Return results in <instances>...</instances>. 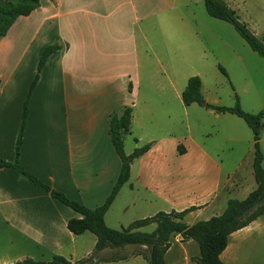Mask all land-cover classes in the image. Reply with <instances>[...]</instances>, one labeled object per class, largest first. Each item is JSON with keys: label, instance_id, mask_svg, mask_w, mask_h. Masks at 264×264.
I'll list each match as a JSON object with an SVG mask.
<instances>
[{"label": "crops", "instance_id": "crops-1", "mask_svg": "<svg viewBox=\"0 0 264 264\" xmlns=\"http://www.w3.org/2000/svg\"><path fill=\"white\" fill-rule=\"evenodd\" d=\"M182 1L41 0L31 14L20 16L0 40V157L15 161L24 104L42 52L61 43L30 97L20 149L27 171L70 199L89 207L102 204L123 164L109 116L132 106L126 153L152 145L132 162L130 179L105 215L110 227L119 200H124L116 216L121 225L130 207H142L144 218L195 206L185 217L192 225L222 214L230 199L246 198L257 187L252 128L235 113L187 106L182 98L189 78L199 75L206 102L235 105L239 89L233 87L231 102L221 103L217 96L230 94L226 86L233 83L214 73L220 55L240 58L232 31L210 14L195 19L179 12ZM207 39L216 51L206 46ZM254 84L242 86L251 99L241 103L258 113L264 97ZM261 147L264 153V131ZM81 216L18 168L0 166V264L28 257L49 261L55 254L73 262L88 256L97 236L68 228L71 218ZM261 243L264 214L231 234L221 258L225 264H263ZM109 250L114 249L101 255L116 256ZM129 255L96 264H130L142 256Z\"/></svg>", "mask_w": 264, "mask_h": 264}, {"label": "trees", "instance_id": "trees-1", "mask_svg": "<svg viewBox=\"0 0 264 264\" xmlns=\"http://www.w3.org/2000/svg\"><path fill=\"white\" fill-rule=\"evenodd\" d=\"M41 0H0V40L7 35L15 21L23 15H29L38 8ZM207 12L216 18L231 23L238 33L246 40L251 48L264 57V41L249 26L240 20L237 11L225 0H205ZM63 49L61 43L47 45L41 55L36 77L34 78L28 96L25 100L23 117L16 146V159L7 162L0 157V166H13L23 174L31 178L35 183L45 187L61 202L72 207L82 214L68 221V228L75 234L91 231L97 236V242L93 251L86 257L76 261L68 260L61 254H55L49 261H37L33 258H25L12 264H96L102 261H115L129 258V254L104 257L101 252L106 248L125 249L129 245L145 246L146 250H139L132 255H142L148 264H167L166 253L172 246L173 238L180 234L183 240L193 239L197 241L200 255L195 257L196 264H225L221 258L222 252L227 248L231 234L248 226L259 216L264 214V153L261 149V134L264 131V109L258 113H251L243 109L240 98L235 93V105H216L206 102L202 93V79L199 75L189 78L183 91L182 98L185 105L199 103L219 112H231L245 119L254 133V170L257 187L244 199L232 198L228 201L227 208L220 215L212 216L207 220H198L192 225L185 221L187 214L196 209L195 206L177 211H158L156 214L139 218L131 222L127 227L116 229L110 227L105 220V215L117 197L122 186L130 179L132 162L147 152L151 143L137 147L132 153L125 150V135L130 132L133 118V107L127 106L119 113H111L109 116V133L115 145L117 153L122 159L121 173L107 199L96 207H89L84 203L70 199L65 193L52 188L49 184L39 180L35 175L27 171L20 164L21 145L23 132L29 114V101L31 94L41 76L43 67L50 56L57 50ZM222 72L228 75L223 66H219ZM155 224L152 231H144L141 228Z\"/></svg>", "mask_w": 264, "mask_h": 264}, {"label": "rangeland", "instance_id": "rangeland-1", "mask_svg": "<svg viewBox=\"0 0 264 264\" xmlns=\"http://www.w3.org/2000/svg\"><path fill=\"white\" fill-rule=\"evenodd\" d=\"M232 8L237 11V14L241 21L245 22L249 28L256 33L259 37H261L264 41V0H225ZM178 11L183 12L186 16L201 19L203 17H211L207 12L205 6V0H183L182 4L178 8ZM228 27H230V32L232 31V37H230V41L233 44L234 49L236 50V54L240 58H236L235 61H231L226 59L224 56L220 55V60L222 61L221 66H223L228 75L224 74L220 67L217 64L214 68V73L218 75L221 79H224V75L229 78V81L233 83V85L228 84V92H223L219 94L217 98L221 103L231 102L232 98H234V90L233 87L238 88L237 94L240 98V102L242 101H250V96L246 94L241 88L247 82L251 88L255 87L257 84V88L259 89L261 95L264 97V58L254 51L250 45L244 40V38L238 33L235 27L227 22ZM210 26V25H209ZM157 43L161 44L162 41H157ZM206 46H209L213 52L216 51V47L211 39H207L205 41ZM227 68H226V67ZM193 76V75H192ZM254 79L255 82H251ZM256 94H254L255 96ZM235 99V98H234ZM236 102V99H235ZM227 105V104H222ZM242 105V103H241ZM229 106V105H227ZM261 106V105H260ZM243 107V106H242ZM264 107V105H263ZM263 107H258L256 110H261ZM244 109V108H243ZM245 110V109H244ZM262 149V147H261ZM263 151V150H262ZM124 200H119L118 204L113 208V212L111 213L112 222L109 219V224H113L116 229H121L123 226H127L128 222H130V218L136 216L134 218H141L145 211L140 207L139 210L132 209L131 207L128 209V217L124 218V225L116 222V216L120 215V211L122 210ZM120 217V216H119ZM119 220V218H118ZM189 223L194 222L193 217H189L187 219ZM155 228V224L146 226L141 228L144 231H152ZM259 251L261 253L260 260L264 264V243H261L259 247ZM146 250L145 246L139 245H129L125 249H114L109 250L110 254L122 255V254H130L135 251ZM200 255V248L195 240H183L180 234L176 235L172 240V246L166 253V261L167 264H196L194 260L195 257ZM130 264H148V261L140 256L139 259L131 260Z\"/></svg>", "mask_w": 264, "mask_h": 264}]
</instances>
